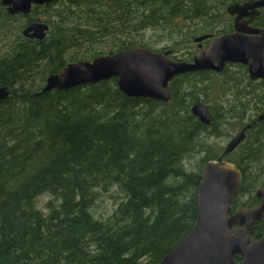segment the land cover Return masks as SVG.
Here are the masks:
<instances>
[{
  "label": "trees",
  "instance_id": "1",
  "mask_svg": "<svg viewBox=\"0 0 264 264\" xmlns=\"http://www.w3.org/2000/svg\"><path fill=\"white\" fill-rule=\"evenodd\" d=\"M224 5L52 0L9 15L0 4V86L8 90L0 100V264H155L191 228L201 168L220 155L227 124L238 131L254 121L222 157L241 173L231 209L264 185V117L256 121L264 80L248 79L242 64L174 76L168 102L126 96L115 77L36 95L67 62L134 46L175 59L174 46L225 32L213 31ZM31 21L47 24L42 39L21 34ZM148 29L165 32L170 45L155 48ZM197 100L208 107V125L189 111ZM111 187L121 194L115 207L95 215L91 206ZM41 196L48 199L38 206Z\"/></svg>",
  "mask_w": 264,
  "mask_h": 264
},
{
  "label": "water",
  "instance_id": "2",
  "mask_svg": "<svg viewBox=\"0 0 264 264\" xmlns=\"http://www.w3.org/2000/svg\"><path fill=\"white\" fill-rule=\"evenodd\" d=\"M50 1L0 0V4L7 14L13 15L28 14L33 5ZM262 6L264 0L227 5L225 12L235 14L233 30L213 37L210 34L194 37L193 41L197 43L205 38L211 39L189 60L171 58L169 51L134 46L88 60L67 62L57 72L46 75L36 95L51 89L64 90L115 77L117 89L126 96L168 102L170 93L167 85L174 76L202 70L220 72L227 63L242 64L249 79L264 80V28L239 26L244 8L252 10ZM47 29L46 23L31 21L21 29V34L42 39ZM7 95V87L0 86V100ZM189 111L202 124L210 123L208 107L200 100L193 102ZM263 117L264 104L257 120ZM251 124L253 122L246 123L230 137L219 156L204 162L195 189L194 222L155 264H264V217L261 238L254 240L247 234L254 221L264 213V186L255 192L261 198L257 206H242L231 213L230 205L239 192L241 173L234 163L222 158L243 140L245 130ZM234 256L240 259L237 261Z\"/></svg>",
  "mask_w": 264,
  "mask_h": 264
},
{
  "label": "rangeland",
  "instance_id": "3",
  "mask_svg": "<svg viewBox=\"0 0 264 264\" xmlns=\"http://www.w3.org/2000/svg\"><path fill=\"white\" fill-rule=\"evenodd\" d=\"M224 7H225V5L222 6L221 9H219V11H218L219 15L213 21V31H217V30H225L226 31L229 27L230 19L227 16V14L225 13ZM164 33L165 32L162 33L158 29H155V30L148 29L146 31L145 38L150 43H153V46L155 48H158L160 46H165L166 44L170 45L173 38L167 39L166 34L162 35ZM196 36H198V35H196ZM173 51H174L173 54L176 55V57L181 58L183 60H188V59H190V57L194 53V51H196V44L194 42H192V40H190L189 42L183 44L182 47H180V46L178 47V45L174 46ZM186 51H188L190 53L184 54ZM236 70H237V68L235 66H232L230 68L231 72H234ZM210 82L214 88L218 87L221 83V78L219 76L214 77L213 79L210 80ZM242 84H245V81H243ZM207 99L208 100L214 99L216 101L215 96L211 93H209ZM226 99H227V96H223L222 99L220 98V101L225 102ZM251 117H253V115ZM223 130H225L227 135L229 134L228 136L235 134V132L237 131V129H235L233 127V124H227L226 126H224ZM227 135H222L217 139L218 144L221 147H223L225 145L226 141L228 140L229 137ZM120 196H121V194L116 192V189L114 187H111L108 191L101 193L100 196L97 197L95 204L93 206H91V210L93 211V213L95 215L100 214L102 216H106L107 214L110 213V211L113 209V207H115L116 202L118 201L117 198H119ZM38 199H39L38 200V206H42L43 203L45 202V200L48 199V197L41 196ZM247 199H248V195H246V194L238 196L236 201L233 203V207L235 206V209H236L237 205H239L243 201H246Z\"/></svg>",
  "mask_w": 264,
  "mask_h": 264
},
{
  "label": "flooded vegetation",
  "instance_id": "4",
  "mask_svg": "<svg viewBox=\"0 0 264 264\" xmlns=\"http://www.w3.org/2000/svg\"><path fill=\"white\" fill-rule=\"evenodd\" d=\"M248 1H250V0H225V7L227 6V5H229V4H232V3H239V4H242V3H245V2H248ZM253 1H256V0H253ZM225 7H224V10H225ZM244 9H246V10H242V13H241V19H240V21H239V26L240 27H243V26H245V27H252V28H264V6H262V7H254V8H252V10H249L250 8H244ZM226 13V12H225ZM227 14V13H226ZM227 16L229 17V19H230V23H229V27H228V29L225 31V32H231L232 30H233V19H234V17H235V14L234 15H229V14H227ZM246 21H248L247 22V24H243L242 22H246ZM224 33V32H223ZM207 34H210L211 35V37H213V36H216V35H213L212 33H207ZM221 34V33H220ZM218 35V34H217ZM211 37L210 38H205V39H203V40H201L199 43H197V42H194L193 41V38H192V42H194L195 44H196V51H195V53H197L200 49H202V48H204V47H206L207 46V44H208V42L210 41V39H211ZM195 53H193L192 55H191V57L195 54ZM190 57V58H191ZM178 57H176L175 59H177ZM181 59V58H180ZM183 60V59H182ZM189 60V59H188ZM246 69V68H245ZM249 79V78H248ZM251 80H255L256 82L257 81H259V79H251ZM261 112V111H260ZM260 114V113H259ZM258 114V115H259ZM258 115H256V121H261L262 119H260V120H257V116ZM252 122H254L253 120H251V123ZM247 123V122H246ZM245 123V124H246ZM244 126V125H243ZM242 126V127H243ZM241 127V128H242ZM240 128V129H241ZM239 129V130H240ZM238 130V131H239ZM237 132V131H236ZM235 132V133H236ZM234 135V134H233ZM233 135H231L230 137H232ZM229 137V138H230ZM228 138V139H229ZM228 141V140H227ZM226 141V142H227ZM224 147V146H223ZM261 186H264V185H260V186H258V187H256V189L253 191V193H252V198H250L249 196V199H247L246 201H243V202H241L239 205H237L236 206V209L234 208V209H231V207H230V212L232 213V212H235L236 210H238L239 208H241L242 206H250V207H255V206H257L259 203H260V201H261V198L260 197H257L256 195H255V192L258 190V188H260ZM264 217V213H262L261 214V218L260 219H256L255 221H254V223H253V228H251L248 232H247V234L249 235V236H251L254 240H257V239H259V238H261V236H262V234H263V226H262V218ZM234 259L235 260H239L240 258L238 257V256H234Z\"/></svg>",
  "mask_w": 264,
  "mask_h": 264
}]
</instances>
